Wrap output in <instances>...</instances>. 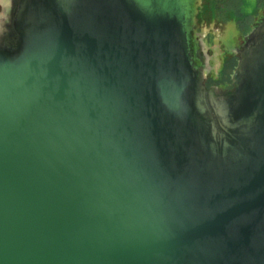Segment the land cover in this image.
I'll use <instances>...</instances> for the list:
<instances>
[{
    "label": "water",
    "instance_id": "water-1",
    "mask_svg": "<svg viewBox=\"0 0 264 264\" xmlns=\"http://www.w3.org/2000/svg\"><path fill=\"white\" fill-rule=\"evenodd\" d=\"M161 1L0 0V264H264V13L223 91Z\"/></svg>",
    "mask_w": 264,
    "mask_h": 264
},
{
    "label": "rangeland",
    "instance_id": "rangeland-1",
    "mask_svg": "<svg viewBox=\"0 0 264 264\" xmlns=\"http://www.w3.org/2000/svg\"><path fill=\"white\" fill-rule=\"evenodd\" d=\"M143 7H148L152 0H135ZM179 0L181 5L186 6L187 10H196L200 21L209 22L212 20L214 25H199L195 20L194 24L204 34L205 43L209 47L205 52L209 55V63L212 76L219 77L222 72L223 64L232 50L241 44V39L251 29L254 23L264 13L263 4L258 0H240V4L236 0ZM169 1L157 0L161 7H165ZM217 41V42H216ZM219 69L220 72L216 74Z\"/></svg>",
    "mask_w": 264,
    "mask_h": 264
},
{
    "label": "flooded vegetation",
    "instance_id": "flooded-vegetation-1",
    "mask_svg": "<svg viewBox=\"0 0 264 264\" xmlns=\"http://www.w3.org/2000/svg\"><path fill=\"white\" fill-rule=\"evenodd\" d=\"M228 2V1H227ZM229 3V2H228ZM183 13H184V27L187 31V34H188V39H189V43L191 45V49H192V53L194 54V45L196 44V38L194 37V35L198 32L197 31V26L195 24H193L192 20L189 19L191 17H189V10H187L186 6L183 7ZM189 13V14H188ZM228 58H226L227 60ZM224 62L222 68L224 69L225 68V65H228L230 63V61H226ZM193 65L195 68H198L200 66L199 62L193 57ZM220 72L219 69L216 71V74ZM213 72L211 71L209 73V75L207 76L206 78V81H205V85L207 88H210L211 86H216V87H219L221 88L223 91H228V90H231V86H230V83H229V77L228 79L225 80L224 77H222L223 73L220 72L219 73V77L216 76V77H213L212 76Z\"/></svg>",
    "mask_w": 264,
    "mask_h": 264
},
{
    "label": "trees",
    "instance_id": "trees-1",
    "mask_svg": "<svg viewBox=\"0 0 264 264\" xmlns=\"http://www.w3.org/2000/svg\"><path fill=\"white\" fill-rule=\"evenodd\" d=\"M229 2V0H228ZM239 3L240 4V0H236L235 3ZM259 4L262 3L263 7H264V0H258ZM226 61H230V63L228 65H225V68L222 70V77L226 79H228L233 67L235 66V59L234 58H228ZM229 80V79H228Z\"/></svg>",
    "mask_w": 264,
    "mask_h": 264
}]
</instances>
